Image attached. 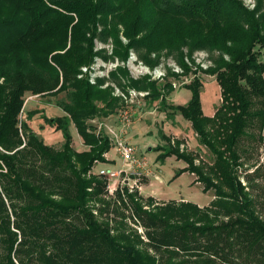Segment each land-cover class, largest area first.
Here are the masks:
<instances>
[{
	"label": "trees",
	"instance_id": "1",
	"mask_svg": "<svg viewBox=\"0 0 264 264\" xmlns=\"http://www.w3.org/2000/svg\"><path fill=\"white\" fill-rule=\"evenodd\" d=\"M255 1L249 10L241 0H0V264H264V217L253 195L264 170H241L264 148V0ZM95 40L112 42L110 57L94 51ZM131 51L149 68L172 59L182 71L168 69L160 84L122 67L110 73L123 91L147 92L148 102H165L170 78L193 76L180 86L191 99L172 104L166 117L186 120L212 161L171 137L156 150L160 161L186 164L174 177L193 174L213 193L206 207L157 203L127 188L108 196L93 172L112 142L90 121L113 115L124 100L101 87L104 79L78 78L80 68L97 56L126 61ZM197 52L212 67L196 65ZM200 73L220 89L212 117L199 101ZM26 93H64L54 103L65 116H42L62 133L60 149L28 126L39 110L19 121ZM70 123L87 151L73 148Z\"/></svg>",
	"mask_w": 264,
	"mask_h": 264
},
{
	"label": "rangeland",
	"instance_id": "2",
	"mask_svg": "<svg viewBox=\"0 0 264 264\" xmlns=\"http://www.w3.org/2000/svg\"><path fill=\"white\" fill-rule=\"evenodd\" d=\"M241 1L243 2V5L249 10H253L255 5H256L255 0H241ZM122 41L124 44L126 43V40L122 39ZM99 45L102 46L101 49L97 48V46H99ZM104 45H110L111 47H105ZM107 49L109 50V53H108ZM94 51H97V52L103 51V52H105V54L107 56L110 57L112 54V51H113L112 42L109 40L107 43H103V42H100L98 40H95L94 41ZM131 57H133V58H131ZM193 59L195 61V64L199 65L203 70H206V69H209L210 67H212V64L208 60V55L205 52L195 53L193 56ZM115 60H117L118 63L120 64L118 67L125 68L126 71L128 72V75L130 76V78L136 79V80L140 79L142 77H147L151 81H156L160 84V83H163V79L166 77V72L168 69H170L171 72H174V73H177L180 75L182 73L181 69L176 66V64L173 62L172 59H164V60H162V62L159 66L149 68L138 58L136 53H134L132 51L129 52V55H128V58L126 61H119L116 58L104 60L102 57L97 56L94 58L93 62L90 65L82 66V67H87L89 69L93 68L94 71L99 70L97 72H101L102 74H104L105 73L104 72L105 67L108 68L107 65L109 63H113ZM98 64H99V67L97 66ZM139 65H142V67H139ZM141 69H143V70L140 72ZM198 75H199V77L203 83L201 91H200V95H199V101L201 104V108H202V111L205 115L212 117L215 114L216 109L219 107V105L221 103L220 89H219L217 82L214 80V77L207 75V74H202V73H200ZM192 78H193L192 75H188L186 77L181 76L180 80L174 79V78L169 79V81H171L173 83V87H174V90L171 93V101L175 106H185L189 102V100L191 99L192 93H191L190 89H188L186 87H180V86L182 84L189 83L192 80ZM99 79H104L105 83L106 82L109 83V85L107 87L112 89L113 94L115 93L114 92L115 87H117L122 92H128L130 90H134V89H127L126 91H123L120 87H118L116 84H114L110 80V72H109L108 76L100 77ZM180 82H182L181 85H180ZM107 87H105V88H107ZM138 92H144V91H138ZM62 96H64V93H62L61 95H59L53 99L55 101L56 99H58L59 97H62ZM115 96H117V95H115ZM117 97H120V96H117ZM146 97L147 96L143 97V99H142L143 101L141 100L145 104V106H143V112H144L143 117L144 118H142V120L145 123L144 124L145 127H149V125H151V126H150V128H148V130H145L144 132L143 131L141 132V129L138 130V128H134V131L137 130L135 132V134L137 135V138H135L132 141V143H133V145L137 146V148H138L137 155L138 156H140V154L145 155V157L148 161L147 163L150 166L149 168L152 167L153 171L156 174L158 173L162 178L165 179V182L163 184H160V185L156 184L152 188H154V190L158 191V193H161L164 197L169 195L170 198H173V199L176 198L177 200H180L181 197H184V199L187 200V202H191V203L192 202L196 203L197 201L198 202L199 201L205 202L206 201L205 199L209 198V194H204L202 192V190H201L202 185L201 184L199 186L201 188L200 189L196 185L190 186L187 183V181H188L187 178H183L181 180H176L175 182H172V175L175 172V168H177L179 166L173 157L166 158L163 161H160L158 159L161 152L156 150L157 147L163 146L166 144V140H165L166 137H171L172 140L177 139L174 136L172 137L170 132L174 128H176V126H178V124H179V121L183 120V119L179 115H175L176 117H179L178 119L175 120L176 121L175 124H172L174 119L176 118L175 116H174L173 120L169 121L167 119L168 117H166V115H168L169 113H172V111L170 110V106L172 105V103L170 102L169 96L164 98L165 102L163 104H160V102H158V101L148 102V101H146L147 100ZM33 109H34L33 101H28L26 106H25V110H23L19 116V121L25 122L26 117H27L26 112H31ZM134 109L135 108H132L133 112H134ZM164 110L166 112H164V113L161 112ZM39 111L40 112L38 114L34 115L31 118L32 129L34 130L35 134L38 135V137L40 136L41 139L44 138L46 141L51 140V145H52L51 147H53L55 149H60L62 144H63L62 135L60 134V136H58L57 133L54 134L55 133L54 129L45 123L42 116H44L45 118H54V117L59 115L61 110L56 108V107L46 106V107L40 109ZM169 118H171V117L169 116ZM27 121H30V120H27ZM161 121H168L171 123H165L163 127H161V126L156 127L154 125V124L161 125V123H162ZM183 121H185V120H183ZM28 126H29V124H28ZM174 131H175V129H174ZM70 134H71V137L73 138V141H74L75 151H77L76 149H80V146L78 145V143H79L78 137L79 136H78L75 128H73L71 130ZM192 135H195V134L192 131L190 124H189V127L187 128V130L184 131V135H182L183 137H185L183 140L185 148H187L186 145H188V143L189 144L193 143V140L190 137ZM263 135H264V131H263ZM195 138H196V136H195ZM178 140H181V139H178ZM197 143H198V141H197ZM191 149L192 150H189V149L188 150L194 154H197L199 156L198 159H200L201 161H204L206 163H211L212 155L208 152L207 149H205L204 147H202L200 145L199 146H193ZM81 152H84V151H81ZM110 155L113 157V153H111ZM195 162L198 163V161H195ZM243 162H244V167L241 168V170L242 171L247 170L248 171L247 173H251L252 171H254V169L256 167H260L259 170H261V171L264 170V168H263L264 167V148L260 147L257 151H255V152L253 151L252 154L248 156V158H245V160H243ZM107 166L108 165H106L105 163H97L95 165V167L93 168L94 173L97 174L101 168H106ZM261 171H260V173H261ZM170 172H171V177L169 176V179H168V175ZM243 173H245V172H243ZM261 175H262L261 177L258 176V177H255V179H254V185H256V186L253 187V195L256 196L258 198V200L260 201L259 212L264 217V173H261ZM194 177H196V176L194 175ZM142 178L148 179L145 176H142ZM144 179H142L141 181L143 182ZM106 189H107L106 193L108 196L113 195L108 191L107 186H106ZM210 199H211V197H210ZM169 201H171V200H169ZM130 225L134 229H137L139 234H143L142 228H140L139 226L136 227L135 225H132V224H130Z\"/></svg>",
	"mask_w": 264,
	"mask_h": 264
},
{
	"label": "crops",
	"instance_id": "3",
	"mask_svg": "<svg viewBox=\"0 0 264 264\" xmlns=\"http://www.w3.org/2000/svg\"><path fill=\"white\" fill-rule=\"evenodd\" d=\"M25 96H26L27 101L24 103L23 110H25V106H26L28 101H33V104H34V109L33 110H40V109H42V108H44L46 106H52V107L58 108L56 106V104L54 103V99L53 98H41V97H39L37 95H32L30 93H26ZM169 98H170V102L172 103L171 94H170ZM141 100L142 99H139L137 101V104H134L132 106V108H135L134 109V113H133L134 115H133L131 124L128 127H126V128H122L120 122L118 121V119H117V111L113 115L109 116L108 118H97V119L92 120V122L90 121V124L95 126L98 131L99 130L103 131L111 139L112 147L109 150V152L105 155V159H106V163L105 164L108 165L106 168L114 169V170H126V168L123 166V162H122L121 158L119 157V155L116 152V149H115V146H114V142H115L114 138L119 139V140H121V141H123V142H125L127 144L133 145L132 141L135 138H137V135L135 134V132L137 130L134 131V128H138V130L141 129V132L142 131L144 132L145 130H148V128H150L151 125H149V127H145V125H144L145 123L142 120V118H144L143 117V114H144L143 106H145V104L142 102L143 100L142 101ZM58 109H60V108H58ZM26 113H28V112H26ZM62 116H65V113H63V111L61 110L59 115L56 116V117H62ZM178 118L179 117H176L172 124H175L176 123L175 120L178 119ZM183 120L179 121L178 126H176V128H174L175 131L173 129L170 132L172 137L174 136L177 139L184 140L185 137H183L182 135H184V131L187 130V128L189 127V123L186 120L185 121H183ZM161 122H162L161 125H157V124H154V125L156 127H158V126L163 127L165 123H171V122H168V121H161ZM27 123L29 124L30 128L32 129L31 120L27 121ZM73 128H74V125L72 123H70L69 126H68L69 132H71V130ZM33 132H34V130H33ZM56 133H57L58 136H60V134L62 135V133L60 131H55L54 134H56ZM190 137L193 140V143L192 144L188 143V145H186V146H187V148L189 150H192L191 148L193 146H199V145L197 143V139L195 138V135H192ZM39 138H40V136H39ZM42 140H43V142L46 145L52 146L51 145V140H47L46 141L44 138H42ZM78 142H79L78 145L80 146V149H76L77 152H81V151H85V150L87 151L88 150V147L83 144V141L80 138V136L78 137ZM72 145H73V148H74L75 145H74L73 138H72ZM133 146H135V145H133ZM135 147H136L137 152H138L137 146H135ZM180 147H183V146L181 145ZM111 153H113V157L110 155ZM140 157L144 158L147 161L145 155L140 154ZM175 161L178 163L179 166L177 168H175V172L172 175V182H175L176 180H181L183 178H187L188 179L187 183L190 186L196 185V186L199 187L200 184L195 182L196 177H194L193 174H190L188 172H184V173L180 174L179 176L174 177L176 171L184 169L186 167V164L183 161H178L176 159H175ZM101 169H103V168H101ZM150 170H151V175L148 177V179H144L143 182L142 181L138 182V185L140 186L139 194L142 197H144V198L151 197L157 203H166V202H169V200L175 201V202H187V200H185L184 197H181L180 200H177L176 198H174V199L170 198L169 195L164 197L161 193H158V191L154 190V188H152V187L154 185H156V184H159V185L163 184L165 182V179L162 178L158 173L156 174L153 171L152 167L150 168ZM93 172H94V170H93ZM169 176L171 177V172L168 175V179H169ZM134 182L135 181L133 180V178H130L129 185H132ZM204 194H209V198L205 199L206 200L205 202H201V201L198 202L197 201L196 203H194V202H192V203L196 204L200 208L208 206L209 203L211 202V199H213V193L212 192H207V193H204ZM210 197H211V199H210Z\"/></svg>",
	"mask_w": 264,
	"mask_h": 264
},
{
	"label": "built area",
	"instance_id": "4",
	"mask_svg": "<svg viewBox=\"0 0 264 264\" xmlns=\"http://www.w3.org/2000/svg\"><path fill=\"white\" fill-rule=\"evenodd\" d=\"M104 46L111 47L110 45H104ZM97 48L101 49L102 46L99 45L97 46ZM107 51L109 53L108 49ZM119 65L120 64L118 63L117 60H115L113 63H109L107 65L108 68L105 67L104 74H102L101 72H97L99 70L94 71L93 68L89 69L87 67H82L80 69V74L78 75V78L87 76L89 83L95 84V82L100 77L108 76L109 72L111 73L112 71H114ZM97 66L99 67V64ZM139 67H142V65H139ZM142 70L143 69H141L140 72ZM108 85L109 83L106 82L101 87L105 88ZM114 92L115 95L120 96L124 100V106L117 110V119L120 122L122 128H126L131 124L134 115L132 106L134 104H137V101L139 99H143V97H145L147 93L138 92L135 90L122 92L117 87L114 88ZM26 101L27 99L25 100V102ZM114 139H115L114 146L116 152L121 158L123 162V166L126 168V170H114L109 168H103L100 169L96 175L106 180L108 191L111 194H114L115 192H117L118 190H122L123 188H127L129 192L133 190L139 191L140 186L138 185V182L144 179L142 178V176L148 178L151 175V170L147 164V161L144 158L137 155V149L135 146L131 144H127L119 139L116 138ZM130 178H133V180L135 181L132 185H129Z\"/></svg>",
	"mask_w": 264,
	"mask_h": 264
},
{
	"label": "water",
	"instance_id": "5",
	"mask_svg": "<svg viewBox=\"0 0 264 264\" xmlns=\"http://www.w3.org/2000/svg\"><path fill=\"white\" fill-rule=\"evenodd\" d=\"M182 84V82H180V85ZM150 150V149H149Z\"/></svg>",
	"mask_w": 264,
	"mask_h": 264
}]
</instances>
